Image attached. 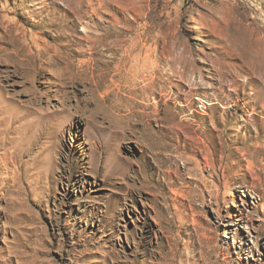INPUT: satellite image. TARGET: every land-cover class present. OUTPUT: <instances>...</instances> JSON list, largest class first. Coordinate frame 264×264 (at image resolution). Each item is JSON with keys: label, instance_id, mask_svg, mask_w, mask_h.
Returning <instances> with one entry per match:
<instances>
[{"label": "rangeland", "instance_id": "1", "mask_svg": "<svg viewBox=\"0 0 264 264\" xmlns=\"http://www.w3.org/2000/svg\"><path fill=\"white\" fill-rule=\"evenodd\" d=\"M261 52L264 0H0V264H264Z\"/></svg>", "mask_w": 264, "mask_h": 264}, {"label": "bare ground", "instance_id": "2", "mask_svg": "<svg viewBox=\"0 0 264 264\" xmlns=\"http://www.w3.org/2000/svg\"><path fill=\"white\" fill-rule=\"evenodd\" d=\"M11 35V34H10ZM12 39V38H11ZM120 42L119 41H117L116 42V44H119ZM247 49H248V47H246ZM251 53H254V52H252L251 51ZM153 55L154 54H147V55H141L138 59L139 60H141V61H143V62H145V61H147V60H150V58H152L153 57ZM252 57V56H251ZM18 58V57H17ZM257 58H259V59H264V52H261L259 55H258V57ZM30 61V59H27V60H23V61H21V64H20V66L22 65V64H24L25 62H29ZM149 63V62H148ZM151 63V62H150ZM264 63V62H263ZM171 64V63H170ZM151 65V64H150ZM19 66V67H20ZM262 66V65H261ZM18 68V67H17ZM18 70V69H17ZM16 70V71H17ZM145 80H147V79H145ZM147 86H145V87H143L142 89H145ZM139 92V91H138ZM144 95V93L142 94V95H139L138 93H133V96H131V97H127L126 98V100H127V103H129V104H131L132 106H133V109H135V111H133L132 113H130V114H128V115H125V116H123L122 115V117H125V118H130L131 116H132V118H133V116L136 118V119H138V121H145V123H146V121H147V119H149V118H151V113H149L147 110H148V108L149 107H151L150 105H148V104H145V103H142V102H140L139 100H137L136 98L137 97H141V96H143ZM139 109H143V111H139ZM124 119V118H123ZM117 134H118V136H119V134L121 133L120 131H117L116 132ZM126 134H125V132L123 131L122 132V137H121V139L122 140H125L126 139ZM118 151V150H117ZM113 161L115 162V163H117V162H119L120 161V155L118 154V152H116L115 154H114V158H113Z\"/></svg>", "mask_w": 264, "mask_h": 264}]
</instances>
